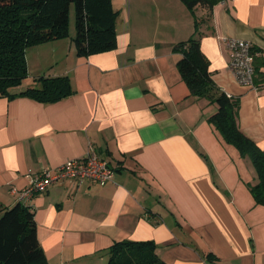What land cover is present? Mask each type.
<instances>
[{"label": "crops", "instance_id": "0c3cea01", "mask_svg": "<svg viewBox=\"0 0 264 264\" xmlns=\"http://www.w3.org/2000/svg\"><path fill=\"white\" fill-rule=\"evenodd\" d=\"M111 3L115 48L78 55L69 24L67 37L27 48L28 76L10 89L67 76L68 96H0V203L31 209L48 264H106V249L126 239L153 241L168 264H264V205L249 186L256 172L209 123L216 106L190 95L173 48L199 38L214 82L239 101L240 129L264 149V0H219L194 13L182 0ZM228 37L252 44L257 89L229 69ZM89 150L115 169L111 181L67 178L18 198L29 174Z\"/></svg>", "mask_w": 264, "mask_h": 264}, {"label": "trees", "instance_id": "16d2710c", "mask_svg": "<svg viewBox=\"0 0 264 264\" xmlns=\"http://www.w3.org/2000/svg\"><path fill=\"white\" fill-rule=\"evenodd\" d=\"M194 13L196 6L211 10L219 0H182ZM75 8L74 43L78 55L111 50L116 46L115 21L118 11L111 0H0V96L28 95L42 102H53L72 92L67 76L40 77V86L11 93L10 89L28 76L26 50L40 42L68 36L71 5ZM198 22L195 20V30ZM178 70L190 95L204 97L216 106L208 121L221 139L247 158L257 176L250 186L254 200L264 205V149L239 127V101L227 95L214 82L209 60L193 34L177 42ZM106 264H168L156 252L153 241H114L107 249ZM0 264H48L36 235L31 209L17 203H0Z\"/></svg>", "mask_w": 264, "mask_h": 264}, {"label": "built area", "instance_id": "2783aa9c", "mask_svg": "<svg viewBox=\"0 0 264 264\" xmlns=\"http://www.w3.org/2000/svg\"><path fill=\"white\" fill-rule=\"evenodd\" d=\"M229 51V69L237 82L245 87L257 89L255 84L254 55L255 51L249 41L228 37L224 39ZM114 168L95 151L89 150L82 157L69 159L55 169L45 168L34 174H29L28 184L16 191L21 201L28 200L34 193L46 190L50 185L70 178L77 182L85 180L99 184L109 182L114 177ZM217 264V263H215Z\"/></svg>", "mask_w": 264, "mask_h": 264}, {"label": "rangeland", "instance_id": "374dc122", "mask_svg": "<svg viewBox=\"0 0 264 264\" xmlns=\"http://www.w3.org/2000/svg\"><path fill=\"white\" fill-rule=\"evenodd\" d=\"M197 9L200 10L202 9L201 6H197ZM70 31L72 32L73 29H75V8H74V5L72 4L71 5V12H70Z\"/></svg>", "mask_w": 264, "mask_h": 264}]
</instances>
